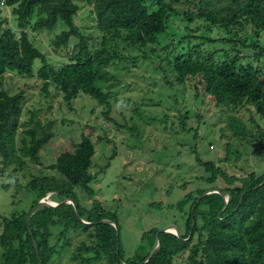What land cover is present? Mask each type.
Masks as SVG:
<instances>
[{
    "label": "trees",
    "instance_id": "1",
    "mask_svg": "<svg viewBox=\"0 0 264 264\" xmlns=\"http://www.w3.org/2000/svg\"><path fill=\"white\" fill-rule=\"evenodd\" d=\"M178 1L0 0V79L6 72L37 75L45 94L52 84L69 106L78 95L85 94L109 108L111 84L105 90L96 82L108 81L105 68L124 56L107 45L108 39L123 40L139 48L154 45L167 33L170 18L181 15L189 33H172L179 37L173 43L177 52L165 57L176 81H189L196 97L202 91L213 105L225 108L230 135L264 156V127L252 116L256 125L252 131L232 112L251 105L253 113L264 118V0H192L188 3L195 9L182 14L174 5ZM80 2L91 6L94 26L101 33L95 47H90L88 37L75 25ZM2 6L10 8L16 29L3 15ZM199 20L202 23L195 30L200 33L195 35L190 23ZM58 22L64 27L51 39V46L67 48L72 39L75 42L66 63L56 68L34 45L29 31H51ZM99 69L103 73L97 75ZM24 99L23 90L10 93L0 82V169L10 164L21 169L26 160L40 163L39 152L54 135L49 125L34 119V112L22 122ZM102 113L108 117V109ZM187 118V113L178 116L182 129L191 131L186 127ZM104 139L108 141L102 136L97 141ZM236 151L233 145L227 146L226 160ZM94 153L95 142L88 128L80 133L71 150L64 149L55 158L50 166L54 174L33 176L27 183L33 195L29 208L2 218L0 264H51L69 244L71 233L78 230L85 233L87 241L82 240L72 254L75 264H174V257L183 252L187 264H264V172L229 173L214 160L203 159L193 147L195 162L204 172L197 178L206 186L188 191L176 202L183 221L173 223L177 227L179 223V236L160 232L159 249L144 262L156 246L159 228L144 231L137 248L126 255L116 212L94 198L95 190L90 185L95 178L91 171ZM75 187L92 199L89 206L81 204ZM211 188L226 192L227 203L218 192L202 195ZM48 192H52L51 201L56 205L41 206L33 213L30 234L28 212ZM64 199L73 202H63ZM102 219L113 220L115 226Z\"/></svg>",
    "mask_w": 264,
    "mask_h": 264
},
{
    "label": "rangeland",
    "instance_id": "2",
    "mask_svg": "<svg viewBox=\"0 0 264 264\" xmlns=\"http://www.w3.org/2000/svg\"><path fill=\"white\" fill-rule=\"evenodd\" d=\"M189 1L192 0H179L174 5L182 14L189 8L195 9ZM2 13L13 26L10 8L2 6ZM170 20L167 33L154 45L139 48L123 40L108 39L107 45L124 56V59L114 61L105 68L110 76L108 81L96 82L105 90L111 84L109 108L85 94L78 95L69 106L54 85H48V93L45 94L41 88L43 82L37 75L4 74L0 82L6 91H24L22 122L34 112V119L49 125L54 135L40 150V163L26 160L21 169L14 164L0 169V232L4 216L29 208L33 195L28 192L27 183L33 176L54 174L50 166L55 158L62 150H71L73 143L80 139V133L88 128H91V137L95 142L91 167L95 178L90 185L95 190L94 198L116 212L120 242L126 255L137 248L144 231L174 225L175 220L182 223L176 202L188 191L206 186L197 178L204 172L195 162L193 147L203 159L214 160L229 173L264 172V156L253 152L252 145L230 135L225 124V113L228 111L213 105L202 91L196 97L193 84L189 81H176L165 57L177 52L173 43L179 37H173L172 33L178 31L184 35L189 32L181 15ZM74 22L88 37L90 47L97 46L101 33L94 26L90 5L80 2ZM201 23V20L193 21L190 27L195 30ZM63 27L64 24L58 22L51 31H29L34 45L56 68L66 63L75 42L72 39L67 48L55 49L51 46V39ZM199 33L200 30L193 32L195 35ZM181 46L178 45V48ZM38 65L37 62L35 70ZM102 73L103 70L99 69L97 75ZM106 109L108 117L102 113ZM232 112L240 116L252 131L256 129L250 119L252 116L264 127V118H258L251 105ZM185 113L188 115L186 127L192 128L191 131H184L180 125L178 116ZM195 132L197 137H194ZM99 136L108 138V141H97ZM230 144L237 151L227 161L226 150ZM75 191L82 205L91 204L92 199L79 187H75ZM46 195L52 202L51 193ZM176 224L179 227V223ZM82 240L87 241L84 232H72L69 244L61 249L51 264H75L72 254ZM185 257L186 252L176 255L174 264H187Z\"/></svg>",
    "mask_w": 264,
    "mask_h": 264
},
{
    "label": "water",
    "instance_id": "3",
    "mask_svg": "<svg viewBox=\"0 0 264 264\" xmlns=\"http://www.w3.org/2000/svg\"><path fill=\"white\" fill-rule=\"evenodd\" d=\"M210 192H218L220 193L224 199H225V203H227L228 201V195L226 192H223V191H220L218 188H211V189H208L206 191H204V193L202 195H205V194H208ZM49 193H52V192H48L47 194ZM48 195H45L43 196L41 199L38 200V202L30 209V211L28 212V215H27V219H26V224H27V228L29 230V233L31 234L32 231H31V227H30V218L31 216L33 215V213L38 209L40 208L41 206H54L56 205L55 203H52L48 200L47 198ZM241 200V198H240ZM63 202H69V203H72L73 201L71 199H64ZM80 217V216H79ZM102 222H106V223H110L112 224L113 226H115V222L113 220H110V219H102L101 220ZM160 232H172L174 234H176L177 236H179V230L178 228L175 226V225H167L161 229H159L157 232H156V238H157V243H156V246L154 247V249L149 253L148 257L144 260V262L151 256L153 255L156 250L159 249V243H160V239H159V233ZM32 242H33V245H34V248H35V251L36 253H38V249H37V244H36V241L34 240V238L32 237ZM125 264V263H123Z\"/></svg>",
    "mask_w": 264,
    "mask_h": 264
}]
</instances>
